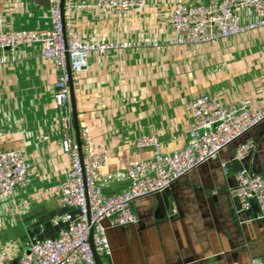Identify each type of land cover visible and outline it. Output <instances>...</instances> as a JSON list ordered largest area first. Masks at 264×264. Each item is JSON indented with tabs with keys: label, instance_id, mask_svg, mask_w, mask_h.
Segmentation results:
<instances>
[{
	"label": "crops",
	"instance_id": "1",
	"mask_svg": "<svg viewBox=\"0 0 264 264\" xmlns=\"http://www.w3.org/2000/svg\"><path fill=\"white\" fill-rule=\"evenodd\" d=\"M198 1L205 0H146L123 12L89 1L72 11L70 22L84 41L116 44L89 52L86 67L72 75L79 129L88 127L92 146L108 153L103 171L149 157V147L134 145L141 135L154 134L164 151L184 147L192 98L264 101V26L200 44L170 43V10ZM239 14L244 23L255 18L245 7ZM48 16L46 0H0V29L45 30ZM55 77L53 62L36 44L6 50L0 62V151L19 150L31 164L28 184L0 200V262L17 261L34 239L57 233L54 217L75 212L57 196L69 156L59 144ZM247 140L254 148L236 162L235 147ZM241 166L264 177V120L167 190L135 199L137 222L106 228L107 264H264V219L255 217L254 203L237 212L226 190ZM126 186L112 182L104 191Z\"/></svg>",
	"mask_w": 264,
	"mask_h": 264
},
{
	"label": "built area",
	"instance_id": "2",
	"mask_svg": "<svg viewBox=\"0 0 264 264\" xmlns=\"http://www.w3.org/2000/svg\"><path fill=\"white\" fill-rule=\"evenodd\" d=\"M46 1L49 3L48 29H0V62L5 61L6 50L27 43L38 45L40 54L53 62L56 70L53 104L60 123L59 144L69 156V168L59 183L57 196L63 206L75 212L54 217L52 224L58 227L54 236L34 239L17 261L4 259L0 264H96L89 243L90 234L95 253L100 257L110 255L106 228L135 224L138 220L132 210L135 199L171 187L187 172L214 159L223 148L264 120V101L253 106L249 100L223 104L207 95L192 98L186 104L189 127L184 147L164 151L154 134L141 135L134 145L149 147V157L133 160L123 169L103 171L108 153L92 146L86 126L79 129L82 160L79 158L67 67L72 76L86 67L89 52L102 53L116 44L84 41L69 17L74 9L85 8L89 1L96 8L123 12L143 6L146 0H87L81 3L67 0L62 10L60 0ZM241 7L248 8L254 20L244 23L239 14ZM168 22L175 33L170 39L172 44L214 41L264 26V0L178 2L170 10ZM254 145L251 140L238 143L233 159L242 162ZM221 165L226 174L225 163ZM30 168L31 164L19 150L0 151V200L14 197L17 189L28 184ZM121 181L127 182L121 191L104 192L110 183ZM226 190L236 201L237 212L250 209L254 203L255 217L264 219V177L241 166L235 171L234 184Z\"/></svg>",
	"mask_w": 264,
	"mask_h": 264
},
{
	"label": "water",
	"instance_id": "3",
	"mask_svg": "<svg viewBox=\"0 0 264 264\" xmlns=\"http://www.w3.org/2000/svg\"><path fill=\"white\" fill-rule=\"evenodd\" d=\"M60 2H61L60 5H61V10H62L63 4H64V0H60ZM67 70H68V73H69V96H70V105H71L74 133H75L76 143L78 145L79 158H80V160H82L80 137H79V125H78V120H77V112H76V106H75V96H74V90H73V84H72V76H71L69 67H67ZM89 243H90V247H91V250H92V253H93V258H94L95 263L96 264H104L103 259L99 255H97L95 253V251H94L91 234L89 236Z\"/></svg>",
	"mask_w": 264,
	"mask_h": 264
},
{
	"label": "rangeland",
	"instance_id": "4",
	"mask_svg": "<svg viewBox=\"0 0 264 264\" xmlns=\"http://www.w3.org/2000/svg\"><path fill=\"white\" fill-rule=\"evenodd\" d=\"M102 259H103L104 264H107V259L104 256H102Z\"/></svg>",
	"mask_w": 264,
	"mask_h": 264
},
{
	"label": "trees",
	"instance_id": "5",
	"mask_svg": "<svg viewBox=\"0 0 264 264\" xmlns=\"http://www.w3.org/2000/svg\"><path fill=\"white\" fill-rule=\"evenodd\" d=\"M105 192V191H104ZM106 193V192H105Z\"/></svg>",
	"mask_w": 264,
	"mask_h": 264
},
{
	"label": "bare ground",
	"instance_id": "6",
	"mask_svg": "<svg viewBox=\"0 0 264 264\" xmlns=\"http://www.w3.org/2000/svg\"><path fill=\"white\" fill-rule=\"evenodd\" d=\"M168 189V188H167Z\"/></svg>",
	"mask_w": 264,
	"mask_h": 264
},
{
	"label": "flooded vegetation",
	"instance_id": "7",
	"mask_svg": "<svg viewBox=\"0 0 264 264\" xmlns=\"http://www.w3.org/2000/svg\"><path fill=\"white\" fill-rule=\"evenodd\" d=\"M102 258V257H101Z\"/></svg>",
	"mask_w": 264,
	"mask_h": 264
}]
</instances>
